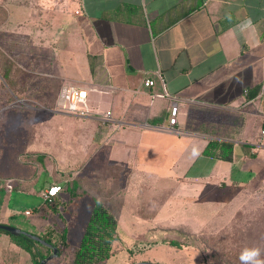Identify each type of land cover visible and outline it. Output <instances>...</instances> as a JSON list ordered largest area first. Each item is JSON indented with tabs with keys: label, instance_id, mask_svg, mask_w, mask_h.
Here are the masks:
<instances>
[{
	"label": "crops",
	"instance_id": "crops-1",
	"mask_svg": "<svg viewBox=\"0 0 264 264\" xmlns=\"http://www.w3.org/2000/svg\"><path fill=\"white\" fill-rule=\"evenodd\" d=\"M48 1L38 14L29 1L4 2L0 29L11 30L12 41L22 37L28 68L9 60L23 73L37 69L28 74L39 77V94L54 95L49 105L40 97L28 105L5 84L14 99L9 105L69 118L74 146L86 138L87 156L69 165L42 162L48 176L37 165L15 182L0 177V224L37 237L50 231L58 242L64 233L63 257L46 264H66L96 200L117 216L119 248L110 259L129 257L138 236L162 228L236 235L264 261V0H60L53 7ZM20 16L24 21L16 22ZM146 79L152 87H144ZM66 85L86 92V116L56 111ZM22 87V94L31 92ZM164 92L177 102L175 131L167 130L171 100L157 97ZM52 185L62 190L53 213L42 199ZM28 198L24 209L20 202ZM89 200L83 224L79 211ZM75 230L80 241L68 252ZM0 264L33 263L0 233Z\"/></svg>",
	"mask_w": 264,
	"mask_h": 264
},
{
	"label": "rangeland",
	"instance_id": "rangeland-1",
	"mask_svg": "<svg viewBox=\"0 0 264 264\" xmlns=\"http://www.w3.org/2000/svg\"><path fill=\"white\" fill-rule=\"evenodd\" d=\"M10 1H13L17 5H22L23 3L26 4L29 1L32 5H34V14H38V11L43 8L41 7V4L44 5L47 0ZM2 4L3 2L0 0V5ZM53 4H60V0H49L47 2V5L50 7H53ZM23 21L24 18L20 16L16 22L21 23ZM10 33L11 30H8L7 33L6 29H0V54H2L4 58H13L14 62L20 68H28L27 62L23 59L25 54L23 50L24 40L21 36H19V38H16L13 42L10 36H8ZM11 42L12 45H15V47L12 45L10 46ZM36 53L37 52L34 50L35 55ZM13 55H16V57H13ZM29 69L30 70L27 71L24 70V73L22 71V76L20 78V86H23L24 84L29 88L30 85L29 89H31L30 93L23 94V97L27 100L26 103L28 105L32 104V102H34V104H38L41 98L43 104L49 105L54 95L50 93L39 94V87L41 84L39 77L37 75L28 74L29 71L34 72L37 71V69L33 66ZM10 95L11 93L0 78L1 178H10L11 181L15 182L13 179L14 177L21 176L26 178L32 176L36 173V166H40L42 162L53 166L55 160L59 162L60 160H65L69 165L74 160H81L84 154L87 156L86 146L88 145V141L86 138L83 139V141L78 139L81 147L74 146L72 141L73 137L71 136L74 132V124L71 121H68L69 118H62L48 113L36 114V112L33 113V109L31 110L27 107L21 108L15 105H9L11 103V101H9L11 97ZM23 97L21 96V98ZM13 106L15 107L13 108ZM39 120L43 121V123L40 124ZM25 131H30L32 135L34 134V136H31L32 139L29 136L24 135ZM39 131L40 133L36 135ZM88 131V129L83 131L82 128H80L79 133L84 132L87 134ZM29 152L36 153L39 156H28L27 153ZM43 165L40 166V174L48 176V173L43 170L44 168H42ZM44 166L46 167V165ZM49 168L50 167L48 166V171H50ZM54 169L56 170V168ZM10 184L12 183L10 182ZM2 197L4 196L0 195V198ZM33 198L36 199L35 196L30 199ZM30 199L28 198L26 201L20 202L21 207L23 206L24 209L29 207V204L31 203ZM90 200L93 201L92 199ZM90 200L89 202L85 201L80 207L78 218L82 221L85 219L83 224L87 221L86 208L90 204ZM169 208L170 207L168 205L161 207V212L159 214L164 216L166 215L161 218L164 222ZM142 216L149 217L144 214ZM192 226L195 230L196 224H194V222H192ZM213 232L214 231L212 230L211 234L204 235L203 237H198L196 235V237L192 236L188 231L186 232L182 229L170 230L159 228L149 231L143 236H138V240H136V243L133 244V249L132 252L129 253V257L127 252L121 253L117 255L116 258H112L102 264H124L127 257L128 261L126 264L140 262H150L154 264H199L200 262L201 264V260L203 264H246L245 261L241 260L243 252L239 251V249H246L245 245L239 244V241L242 239L241 237L237 238L235 235V237L231 238L230 235L226 234L220 238H215ZM196 233L197 231L193 232V234ZM227 233L231 232L228 231ZM68 240L69 248L67 251L71 252L78 246L80 241L78 231H70V237H68ZM243 240H245V238H243ZM171 242H178L183 245V247L180 246V248H178L176 246H170L169 244ZM236 243L238 244L237 246ZM232 244H235V246L232 247ZM218 250L221 253H219ZM66 255L68 254L66 253Z\"/></svg>",
	"mask_w": 264,
	"mask_h": 264
},
{
	"label": "trees",
	"instance_id": "trees-1",
	"mask_svg": "<svg viewBox=\"0 0 264 264\" xmlns=\"http://www.w3.org/2000/svg\"><path fill=\"white\" fill-rule=\"evenodd\" d=\"M1 1L3 4L0 5V26L7 21V13L5 8H3L6 0ZM21 76L22 70L11 60L4 58L3 55L0 54V77L8 86L9 90L16 95V97L20 98L23 95L21 91L23 87L20 86ZM10 96L9 101L13 102L14 99L12 95ZM211 148H213V144L208 146V151ZM228 157L229 156H227L226 159H228ZM44 204L47 207L55 208L54 201L52 203L44 202ZM54 208L52 209V213L55 211ZM116 228V214L107 209L102 203L94 200V208L86 225L80 244L69 257L64 256L63 262L66 264H102L108 261L118 253L117 249L119 248V245L115 244L118 241ZM0 233L8 235L14 244L26 251L30 255L33 264H39L41 260L50 256L53 252L48 246L42 245L25 236L15 237L2 230H0ZM51 234L52 233L49 231L38 238L44 241L47 245L57 249V258H60L61 256L63 257L66 249L65 234L61 233L58 236V240L61 244L54 240ZM169 245L178 248H180V246L183 247V245L178 242H171ZM242 252H244V250Z\"/></svg>",
	"mask_w": 264,
	"mask_h": 264
},
{
	"label": "built area",
	"instance_id": "built-area-1",
	"mask_svg": "<svg viewBox=\"0 0 264 264\" xmlns=\"http://www.w3.org/2000/svg\"><path fill=\"white\" fill-rule=\"evenodd\" d=\"M153 84V81L150 79H146L143 82L145 88H150L153 86ZM157 97L167 98L171 100L172 103L170 106L168 119L169 128H167V130L175 131L174 126L176 125L178 114V106L175 98H172L166 92ZM86 98L87 96L85 91L80 90L72 85H66L59 92L56 111L74 116L84 117L88 114V111L85 109ZM104 118L106 120L109 119L110 113H107ZM261 145L264 147V130L261 131ZM61 191L62 190L59 185H52L42 193V199L44 202L52 203Z\"/></svg>",
	"mask_w": 264,
	"mask_h": 264
},
{
	"label": "water",
	"instance_id": "water-1",
	"mask_svg": "<svg viewBox=\"0 0 264 264\" xmlns=\"http://www.w3.org/2000/svg\"><path fill=\"white\" fill-rule=\"evenodd\" d=\"M0 230L12 235V236H15V237H19V236H25L31 240H34L36 242H39L40 244L42 245H45V246H48L49 248L52 249V254L50 256H48L47 258L41 260V262L39 264H46L49 260H51L53 257H56V252H57V249L54 248V247H51L49 245H47L44 241H42L41 239H39L37 236H33L29 233H26V232H23L19 229H16V228H13V227H9V226H6V225H1L0 224ZM134 264H154V263H150V262H140V263H134Z\"/></svg>",
	"mask_w": 264,
	"mask_h": 264
},
{
	"label": "clouds",
	"instance_id": "clouds-1",
	"mask_svg": "<svg viewBox=\"0 0 264 264\" xmlns=\"http://www.w3.org/2000/svg\"><path fill=\"white\" fill-rule=\"evenodd\" d=\"M259 256V249H245L241 255V260L245 262L252 261L253 264H264V261L260 260Z\"/></svg>",
	"mask_w": 264,
	"mask_h": 264
}]
</instances>
